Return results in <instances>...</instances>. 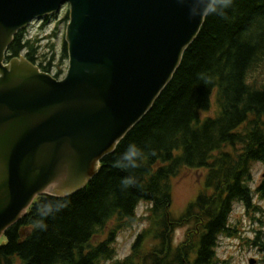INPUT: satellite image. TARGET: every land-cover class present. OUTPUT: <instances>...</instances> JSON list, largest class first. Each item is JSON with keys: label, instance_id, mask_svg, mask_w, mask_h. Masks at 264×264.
<instances>
[{"label": "trees", "instance_id": "trees-1", "mask_svg": "<svg viewBox=\"0 0 264 264\" xmlns=\"http://www.w3.org/2000/svg\"><path fill=\"white\" fill-rule=\"evenodd\" d=\"M40 43L18 32L7 61L23 55L50 73L52 61L38 62ZM68 58L64 41L59 66ZM132 145L136 167L124 159ZM257 163L264 164V0H216L151 111L83 189L35 200L2 239L0 264H216L220 236L236 237L235 204L256 211V199L264 201V179L252 188ZM185 168L208 172L198 198L176 216L172 180ZM141 203L149 205L143 215ZM139 222L147 227L120 259L119 234ZM181 228L185 238L175 245Z\"/></svg>", "mask_w": 264, "mask_h": 264}, {"label": "water", "instance_id": "water-1", "mask_svg": "<svg viewBox=\"0 0 264 264\" xmlns=\"http://www.w3.org/2000/svg\"><path fill=\"white\" fill-rule=\"evenodd\" d=\"M216 0H0V239L43 194L69 197L151 111ZM70 6L63 80L15 35Z\"/></svg>", "mask_w": 264, "mask_h": 264}, {"label": "rangeland", "instance_id": "rangeland-1", "mask_svg": "<svg viewBox=\"0 0 264 264\" xmlns=\"http://www.w3.org/2000/svg\"><path fill=\"white\" fill-rule=\"evenodd\" d=\"M69 6H65L57 16L49 17V23L44 26L45 20L39 19L29 27L28 37H36L40 33L42 43L40 48V57L38 62H44L47 65L53 62V73L59 68L63 70V78L67 74L69 60L62 61V49L66 38V31L69 22L66 21ZM43 27V30H42ZM57 33L56 35L54 33ZM54 57V60H53ZM215 108L203 116H213ZM207 169H188L185 168L179 175L173 178V202L172 212L179 216L190 203L194 202L205 185ZM254 183L252 188L256 187L264 179V164L257 163L253 169ZM256 199L259 209L246 212L241 205H236L231 223L237 230L236 237L220 238L218 247V261L216 264H264V201ZM149 205L141 203L138 208V214L143 215ZM147 227L145 222H139L128 230H124L118 237V256L120 259L128 256L131 252V246L138 234ZM186 228L178 229L175 233V244L184 240ZM255 242V243H254ZM101 264H114V261H105Z\"/></svg>", "mask_w": 264, "mask_h": 264}, {"label": "clouds", "instance_id": "clouds-1", "mask_svg": "<svg viewBox=\"0 0 264 264\" xmlns=\"http://www.w3.org/2000/svg\"><path fill=\"white\" fill-rule=\"evenodd\" d=\"M138 155H139L138 149L136 148L135 145H132L130 147V149L125 153L124 159L130 161L131 164H132V167H136L137 165H136V163L134 161V157H137ZM119 166L120 165H117V167H119ZM124 182L125 183H129V181H127V180L124 181Z\"/></svg>", "mask_w": 264, "mask_h": 264}]
</instances>
